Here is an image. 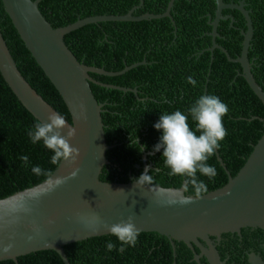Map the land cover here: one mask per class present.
<instances>
[{"label": "water", "instance_id": "obj_1", "mask_svg": "<svg viewBox=\"0 0 264 264\" xmlns=\"http://www.w3.org/2000/svg\"><path fill=\"white\" fill-rule=\"evenodd\" d=\"M40 1L0 0V8L25 56L62 107L69 121L67 124L76 129V135L69 143L79 150V156L74 162L62 161L56 165L52 171L53 178H67L74 169L79 171L74 178L66 179L55 189H49L46 178L0 199V262L17 264L18 257L28 256L52 257L57 264H68L63 251L99 240L117 239L104 224L126 221L132 216L140 232L138 240L164 242L170 245L172 252L176 247L193 264H223L216 248L223 241L230 240L255 242L259 258L250 256L248 262L264 264L263 119L251 117L261 122L262 127L256 124L240 125L259 127L262 133L233 177H230L214 152L211 159L225 184L200 197L186 195L183 182L178 188H162L138 185L134 183L136 179L131 178L126 183L98 179L102 167L108 163L104 155L109 146L105 144L100 119L103 104L97 103L92 94L132 97L111 94L89 87V84L129 92L135 97V89L100 82L123 80L137 72L126 71L145 62L124 66L117 72L86 66L79 63L66 48L63 36L82 26L100 22L170 19L169 10L174 0H169L156 12L132 14L141 6L142 1L139 0V5L123 15L89 16L57 28H52L40 14ZM212 1L215 9L209 23L211 30L207 34L211 38V45L205 49L212 52V57L205 94L208 93L213 59L222 58L228 67L238 71L236 75L242 78L239 83L264 115V92L254 81L247 60L252 29L244 9L252 4V0L246 4L242 3L243 0L238 4ZM223 9L236 12H221ZM220 13H231L242 20L245 31L240 32L241 37L232 32L230 23L221 21L225 18ZM220 27H228L230 33L241 41L239 54L234 58L215 44L216 32ZM0 82L12 102L35 123L37 120L47 122L48 115L55 112L20 75L1 34ZM66 134L67 128L62 130V135ZM147 154L150 153L141 155L139 176L146 166L151 168L145 164ZM186 197H192L193 202L181 203ZM96 216L100 222L91 223Z\"/></svg>", "mask_w": 264, "mask_h": 264}, {"label": "trees", "instance_id": "obj_2", "mask_svg": "<svg viewBox=\"0 0 264 264\" xmlns=\"http://www.w3.org/2000/svg\"><path fill=\"white\" fill-rule=\"evenodd\" d=\"M141 1V6L132 14L159 11L169 0ZM136 5H139V0H42L38 10L52 28H57L89 16L123 15ZM213 8L211 0H174L169 10L170 19L100 22L82 26L63 36L66 48L79 63L86 66L117 72L124 66L145 62L144 65L126 71L137 72L123 80L100 83L134 88L138 99L147 97L151 100H138L129 92L89 84V87L111 94L132 97L92 94L97 103L103 104L100 119L105 144L109 146L104 155L108 163L100 171V181L126 183L129 182L128 176L135 179L142 166L141 155L146 152L150 154L145 156V164L150 165L149 174L152 177V183L146 185L178 188L183 182L184 193L195 196L191 184L185 187L187 177L169 175L170 169L163 163V149L153 151L161 136V131L155 129L154 124L165 112L181 110L187 114L195 100L205 95L212 53L202 50L209 46L210 40L204 35L209 29L205 22L206 14L212 16ZM246 9L250 10L249 18L253 28L251 47L247 51V59L251 62L250 73L264 92V0H252ZM231 15L235 20L233 26L243 28L242 20L237 15ZM217 32L225 40L216 38L215 42L225 48L230 58L238 55L240 40L230 33L228 27H220ZM232 32L238 36L237 30L232 29ZM0 34L23 79L69 122L43 78L25 56L1 8ZM237 72L228 67L222 58L215 57L207 93L218 96L229 108L223 117L227 135L215 151L230 177L242 166L262 133L259 127L240 125L256 124L262 127L261 122L251 117L264 120L260 107L250 99L239 83L242 78L236 75ZM188 77L196 81V86L187 82ZM34 124L12 102L0 82V199L46 179L45 176L33 174L32 166L38 165L51 172L56 166L50 163L53 153L42 142L33 144L28 137L27 132ZM189 124L195 130L190 115ZM21 155H28L30 163L27 166L19 159ZM207 163L216 169L217 175L209 178L198 172L197 178L206 184L209 192L221 187L225 180L211 157ZM108 241L99 240L63 252L68 264H193L178 248L174 247L172 252L170 245L164 242L137 240L135 246L124 245V251L121 252L118 250L121 242L111 239L116 247L109 252L105 247ZM16 262L57 264L52 257L22 256ZM0 264L13 263L3 261Z\"/></svg>", "mask_w": 264, "mask_h": 264}, {"label": "clouds", "instance_id": "obj_3", "mask_svg": "<svg viewBox=\"0 0 264 264\" xmlns=\"http://www.w3.org/2000/svg\"><path fill=\"white\" fill-rule=\"evenodd\" d=\"M187 82L196 86V81L192 77H188ZM228 111V105L218 96L205 94L195 100L188 108L187 114L181 110H175L172 113L165 112L154 124V128L161 131V136L153 151L163 149V163L170 169L169 175L187 177L185 187L191 184L196 197L207 192L206 184L198 180L197 173L209 178L217 175L216 169L210 166L207 160L214 155L215 150L220 147V141L227 135L223 117ZM189 115L195 123V130L190 127ZM65 128H67L66 136L62 135V130ZM27 135L33 144L42 142L53 153L50 158V163L53 165H59L62 161L74 162L79 156V150L69 143L70 139L76 135V129L70 127L64 116L57 112H51L47 117V122L37 120ZM19 159L25 166L30 163L28 155H21ZM150 170L146 166L144 172L134 183L151 184ZM31 171L37 176H45L49 189H55L65 183L66 179L74 178L79 169H74L67 178H53L50 170L42 169L38 165L32 166ZM192 202V197H186L181 201L183 204ZM99 222L98 216L91 221V223ZM104 227L121 242V247L118 249L121 252L124 251V245L135 246L140 235L132 216H129L126 221L121 220L111 225L104 224ZM105 247L111 252L116 245L110 240Z\"/></svg>", "mask_w": 264, "mask_h": 264}, {"label": "flooded vegetation", "instance_id": "obj_4", "mask_svg": "<svg viewBox=\"0 0 264 264\" xmlns=\"http://www.w3.org/2000/svg\"><path fill=\"white\" fill-rule=\"evenodd\" d=\"M212 1V0H211ZM224 4H238L241 0H228L229 2H224L223 0H221ZM213 2V1H212ZM243 4H246V0H243L242 1ZM213 5H214V2H213ZM171 9V8H170ZM214 9L215 7L213 8V12H214ZM224 10H229V9H223L221 10L224 11ZM247 11L248 13V17H249V13H250V10L248 9H244ZM229 11H234L236 12L235 10H229ZM213 12H212V16L209 15V14H206V25L209 27L208 31L204 32V35L207 36L209 38V40L211 41V38L207 35L209 34L211 28L209 26V23L212 21L213 19ZM220 15L222 17H224L225 19H222L221 21H228V23L231 24L232 26V29L233 30H237V33H238V36L241 37V34L240 32H244L245 31V28H244V24H243V28H240L238 26H233V23L235 22V20L233 19L232 15L231 14H228V13H225V14H222L220 13ZM250 20V18H249ZM250 24H251V21H250ZM229 29V28H228ZM251 29H252V33H251V37H250V41H249V45H248V49L251 47L250 46V42L252 40V37H253V28H252V24H251ZM216 38H223V40H225L224 37H221L219 35L218 32H216ZM215 38V39H216ZM228 41V40H227ZM241 43V41H240ZM239 43V45H240ZM215 44L217 46H219L220 48H222L226 53L227 51L225 50V48L219 44H217L215 42ZM210 42H209V46L204 48L202 51H206L205 49L209 48L210 47ZM217 51H219L218 49H216ZM248 51V50H247ZM220 52V51H219ZM212 53V52H211ZM221 53V52H220ZM222 54V53H221ZM239 54V53H238ZM223 55V54H222ZM228 55V53H227ZM229 56V55H228ZM237 55H235L234 57H236ZM232 57V58H234ZM211 58V57H210ZM248 60V59H247ZM249 64L251 65V62L248 61ZM238 73V72H237ZM134 89V88H132ZM136 99H138L136 96H135ZM140 99V98H139ZM138 99V100H139ZM140 100H143V101H147V100H151L150 98H147V97H144ZM149 165V164H148ZM139 177V175L135 178L137 179ZM129 180L130 178L133 179V176H128ZM216 252L218 254V257H219V260L223 263V264H250L248 261H249V257H256V258H259L257 255H256V243L253 242L252 240H230V241H223L217 248H216ZM172 264V263H171ZM174 264V263H173Z\"/></svg>", "mask_w": 264, "mask_h": 264}]
</instances>
